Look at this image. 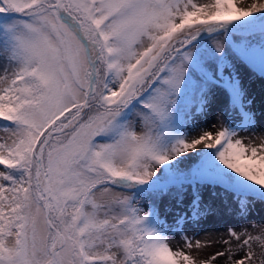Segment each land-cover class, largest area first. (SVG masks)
<instances>
[{"label": "snow or ice", "instance_id": "snow-or-ice-1", "mask_svg": "<svg viewBox=\"0 0 264 264\" xmlns=\"http://www.w3.org/2000/svg\"><path fill=\"white\" fill-rule=\"evenodd\" d=\"M257 32L264 2L0 0V264H195L185 225L212 211L205 189L242 216L264 202V143L239 138L256 125L235 71L264 75ZM216 90L217 132L189 138ZM164 196L184 208L168 227ZM229 233L228 259L254 264L264 234Z\"/></svg>", "mask_w": 264, "mask_h": 264}, {"label": "rangeland", "instance_id": "rangeland-1", "mask_svg": "<svg viewBox=\"0 0 264 264\" xmlns=\"http://www.w3.org/2000/svg\"><path fill=\"white\" fill-rule=\"evenodd\" d=\"M195 2L204 4V3H213L214 0H195ZM242 38H245L244 34L238 32L233 35L230 42H236ZM205 39H208V37L206 36ZM246 39L256 46L264 42V37H262L258 32L255 34L246 35ZM243 66L248 69H251L254 72L253 76H251L252 74L248 75V78L246 79L247 81H249L250 79L254 81H258V79L264 80V75H261L258 66L257 67H251L248 65H243ZM239 79L240 81H244L240 76ZM217 96H220L221 99H218ZM224 107H225L224 95L219 90H216L214 92V98H212L211 105L209 107L210 110H212L213 114L210 115L209 114L210 112L208 113V111H206L205 114L199 115V117L196 119H193L192 117L188 118L186 131L188 132L189 138L194 136L198 137L200 134H202L200 131L201 129L211 131L213 134H215L218 130L221 119V113L223 112ZM258 114L260 115L261 118H263L262 116L264 113L262 111H258ZM227 115L228 114L223 115L224 121L233 124V126L236 123H238L237 119L233 121H231V119H227ZM181 123L183 124L184 121L182 120ZM214 125L216 127H214ZM193 129H195V131H193ZM257 140H258V147H260L261 144L264 143V140H260L259 138ZM185 155L192 156L194 154L189 152V153H185ZM194 162L196 161H192V160L185 161V163L182 164L181 167H186ZM210 191L211 189H205L203 191L204 200H206L205 199L206 195L207 194L209 195ZM219 196H224V195L223 193H220ZM188 201H189V196L186 194L184 203H188ZM141 202L145 206L148 203V201L146 200H142ZM157 204L160 209V219L162 221H165L166 227L171 226L173 223L174 214L178 210L175 199H173L171 196H164L162 199L157 201ZM253 204H259L264 206V202H261L259 200L255 201ZM249 218L242 220L243 224L237 222L233 230L236 233L246 232L247 234H251L253 236L264 234V217L250 216ZM228 233L229 232H223L220 236H218L217 230L214 228V226L204 225V226H200L199 228H196V226H194L193 223L190 222L187 225H185V234L189 237H193V234H195L192 240L193 247L190 249L185 248V251L194 259L195 264H209V260L207 259H210L211 256H213L218 252H225V256L220 257L221 260H226L224 264H235V261L240 259L241 256L244 255V252L239 251L236 255L232 256L231 260L225 259L228 256L226 249L229 247V245L225 244L224 241H231V247L234 251L236 250V246L238 244V241L232 238L230 233L229 234ZM200 234L202 235L201 237L198 236ZM243 239L244 236H241V240ZM197 242H199L200 245L199 247L195 246ZM173 250H176V248L173 247ZM252 250L255 253L254 264H264V249H262L257 242H253ZM217 259L215 261H211V264H216Z\"/></svg>", "mask_w": 264, "mask_h": 264}, {"label": "bare ground", "instance_id": "bare-ground-1", "mask_svg": "<svg viewBox=\"0 0 264 264\" xmlns=\"http://www.w3.org/2000/svg\"><path fill=\"white\" fill-rule=\"evenodd\" d=\"M254 2H264V0H236L237 6L241 8H247L248 6H250L251 3ZM235 71L244 80L241 81V84L246 94V99L251 101L250 105H248V110L254 114V122L256 125L255 132H241L239 133V138L243 139L246 145L258 147L257 139L259 138L260 140H264V114L262 116L263 118H261L258 114V111H262L264 113V80L256 78L258 79V81H254L252 79L247 81L246 79L248 78V75L252 74L251 76H253L254 72L251 69L244 67L243 65H238ZM217 98L221 99L220 96H217ZM207 111L208 113L210 112V115L213 114L210 108ZM227 119H231V121L237 119L239 122L238 116L234 113L228 114ZM199 150L200 146L197 147V151ZM205 199L206 200L203 199L204 204L210 205L212 211L205 215L203 218H201L198 222L193 223V225L196 226V228H199L200 226L204 225L214 226V228L217 230L218 236H220L223 232H229V229L233 230L237 222L243 224L242 220L249 218L250 216L264 217L263 205L252 203L249 206L248 212L242 216L238 214L236 210V205L225 196H209L207 194ZM187 204L188 203H184V207H187ZM183 210L184 208H178L177 211ZM198 236L201 237L202 235L200 234ZM169 242L170 247H175L176 249L184 243L181 234L177 233L172 234ZM225 259H228V256ZM225 261L226 260H221V258L218 257L216 264H224Z\"/></svg>", "mask_w": 264, "mask_h": 264}]
</instances>
